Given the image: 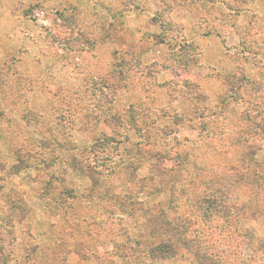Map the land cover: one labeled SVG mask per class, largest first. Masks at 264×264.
Segmentation results:
<instances>
[{
    "label": "rangeland",
    "instance_id": "obj_1",
    "mask_svg": "<svg viewBox=\"0 0 264 264\" xmlns=\"http://www.w3.org/2000/svg\"><path fill=\"white\" fill-rule=\"evenodd\" d=\"M0 264H264V0H0Z\"/></svg>",
    "mask_w": 264,
    "mask_h": 264
},
{
    "label": "trees",
    "instance_id": "obj_2",
    "mask_svg": "<svg viewBox=\"0 0 264 264\" xmlns=\"http://www.w3.org/2000/svg\"><path fill=\"white\" fill-rule=\"evenodd\" d=\"M151 253L153 255H173L175 253V248L170 244H165L163 248H160V246H156L151 250ZM162 257V256H161Z\"/></svg>",
    "mask_w": 264,
    "mask_h": 264
}]
</instances>
